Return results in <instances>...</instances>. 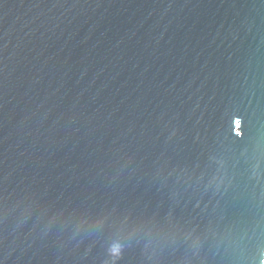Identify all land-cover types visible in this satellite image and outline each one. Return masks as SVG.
Here are the masks:
<instances>
[{
  "label": "water",
  "instance_id": "95a60500",
  "mask_svg": "<svg viewBox=\"0 0 264 264\" xmlns=\"http://www.w3.org/2000/svg\"><path fill=\"white\" fill-rule=\"evenodd\" d=\"M0 264H264V0H0Z\"/></svg>",
  "mask_w": 264,
  "mask_h": 264
},
{
  "label": "snow or ice",
  "instance_id": "6c2138e0",
  "mask_svg": "<svg viewBox=\"0 0 264 264\" xmlns=\"http://www.w3.org/2000/svg\"><path fill=\"white\" fill-rule=\"evenodd\" d=\"M122 248L120 247L119 244H116L113 246L112 248V253L114 257H120L121 253H122Z\"/></svg>",
  "mask_w": 264,
  "mask_h": 264
}]
</instances>
